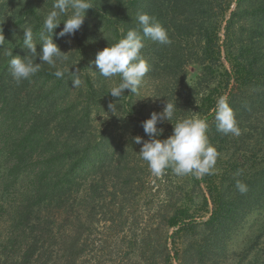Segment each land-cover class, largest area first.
Segmentation results:
<instances>
[{"label": "trees", "instance_id": "obj_1", "mask_svg": "<svg viewBox=\"0 0 264 264\" xmlns=\"http://www.w3.org/2000/svg\"><path fill=\"white\" fill-rule=\"evenodd\" d=\"M49 2L0 0L5 49L24 57L23 30L31 27L40 51L55 0ZM90 3L74 37H59L63 24L56 29L54 42L68 53L56 68L43 64L17 84L10 57L0 52V264H264V0ZM140 13L155 17L172 41L143 39L146 77L166 88L165 103L177 105L172 123L188 118V109L207 119L209 143L219 153L211 175L181 177L169 168L154 176L139 156L142 144L134 142L149 140L141 124L150 116L137 113L129 90L119 101L110 95L119 77L93 72L97 53L137 28ZM195 65L200 78L189 86L187 69ZM57 69L66 70L63 78L53 75ZM71 72L82 81L77 88ZM220 97L234 111L239 137L217 131L213 110ZM113 103L126 118L106 114ZM107 115L111 127L104 126ZM157 127L159 139L173 133L170 122ZM236 180L247 185L245 194ZM151 183L166 199L157 206L158 223L142 232L127 228ZM109 190L113 227L105 225ZM118 193L127 199L116 213ZM257 214L251 235L232 250ZM118 217L125 226L116 224Z\"/></svg>", "mask_w": 264, "mask_h": 264}, {"label": "clouds", "instance_id": "obj_2", "mask_svg": "<svg viewBox=\"0 0 264 264\" xmlns=\"http://www.w3.org/2000/svg\"><path fill=\"white\" fill-rule=\"evenodd\" d=\"M91 8L90 0H55L52 6L53 10L47 14L42 25L39 52L33 40L31 27L23 30V45L27 50L24 57L13 55L11 51L4 48V41L0 39V52L10 57L9 65L13 80L20 84L35 76L43 64L56 68L58 62L66 61L68 53L62 52L54 42L56 29L63 24L64 27L59 32V37H74L84 24L87 12ZM63 15H67L68 18L61 22L60 17ZM136 23L137 28L129 29L124 38L99 51L93 62L98 69L93 72L99 73L100 76L109 80L119 77V85L110 90V95L118 98V101L125 95L126 90L138 95L142 81L150 71L147 61L142 57L143 39L149 38L162 45L172 43L167 30L155 17L147 13H140L136 17ZM37 58L41 63L36 62ZM65 71L57 69L53 75L63 78ZM71 73L74 77L73 87L77 88L82 81L78 72ZM115 105L116 103L109 105L112 113L117 110ZM176 110L177 105L166 99L162 112H153L149 119L142 122L141 126L149 140L144 141L139 136L134 138L136 144H142L139 156L148 163L151 173L157 177L169 168L175 175L181 177L194 175L197 178H202L204 175H211L219 153L209 143L207 119L191 117L172 123ZM213 111L218 132L235 137L241 135L234 111L225 97L218 99ZM165 121L170 122L174 128L172 135L162 140L159 137L163 135V129L158 128L157 125ZM235 187L241 194L248 191L247 185L240 180H236Z\"/></svg>", "mask_w": 264, "mask_h": 264}, {"label": "rangeland", "instance_id": "obj_3", "mask_svg": "<svg viewBox=\"0 0 264 264\" xmlns=\"http://www.w3.org/2000/svg\"><path fill=\"white\" fill-rule=\"evenodd\" d=\"M33 1V0H30ZM42 3H44L45 5H48L49 0H40ZM33 3V2H32ZM35 5V4H34ZM35 7V6H33ZM235 6H233L234 10ZM70 13V12H69ZM188 74L186 75L187 81L186 83L190 86L192 84L196 83V80L200 78V76H198V72H199V68L198 66H191L189 67ZM198 76V77H197ZM118 82L115 80V84H117ZM166 88H159L158 84L156 82L150 81L148 80V78L145 76L142 84L140 86V90H139V94L136 95V99H135V105L137 108V113H139L141 110H143V113L149 115L151 117V114L153 112H157L160 113L163 111V108L165 106V100L164 97H166V94L163 95V93H165ZM180 100L182 101V103L186 100V96L181 95L180 94ZM195 109V108H194ZM193 109V110H194ZM192 111V109H191ZM195 114H196V109L194 110ZM109 114V116H117L119 119L121 118H126V115H123L124 112L123 110L117 112V113H112L110 111H107ZM193 115H191L190 110H187V117H194L195 114L194 112H192ZM107 115V118L105 119L104 126H108L107 124H110L112 121V118L109 117ZM111 127V126H108ZM151 190L142 193V195H140L135 202H139V206L137 207H133L131 209V219H130V224H128L127 228H130L129 226L132 225V228L134 230L137 231H143L145 229H150L152 227H155L156 224L158 223V217H157V213L158 208L157 206L161 203L164 202L166 199L163 195V193H160V195L157 194V189L158 186L155 185V183H151L150 185ZM127 199L123 197V195H121L120 193L117 194L116 196V213L119 212L121 206H123V201H125ZM114 201L113 195H112V191L109 190L107 192L106 195V200H105V213H106V222L105 225L106 227H113L115 226L113 223H111V218H112V202ZM126 214V213H125ZM259 217V214L255 215L254 217H250L249 218V223L245 226V228L243 230H241L238 233V236L235 238L234 242L231 245V249L232 250H237L240 246V244L242 243V241L248 237L249 235H251V233L253 232V228H254V224L257 221ZM136 223V224H133ZM117 225L120 226H125L123 224V221L121 220L120 217L117 218L116 221ZM120 231H122V229L120 227H117ZM126 228V229H127ZM125 229V228H124ZM101 238V237H98Z\"/></svg>", "mask_w": 264, "mask_h": 264}]
</instances>
